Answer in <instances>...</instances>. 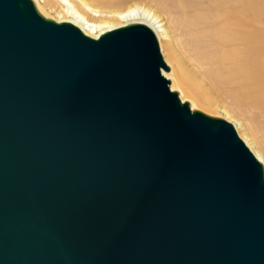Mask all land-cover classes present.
I'll list each match as a JSON object with an SVG mask.
<instances>
[{
    "label": "water",
    "instance_id": "obj_1",
    "mask_svg": "<svg viewBox=\"0 0 264 264\" xmlns=\"http://www.w3.org/2000/svg\"><path fill=\"white\" fill-rule=\"evenodd\" d=\"M160 48L0 0V264H264L263 165Z\"/></svg>",
    "mask_w": 264,
    "mask_h": 264
},
{
    "label": "bare ground",
    "instance_id": "obj_2",
    "mask_svg": "<svg viewBox=\"0 0 264 264\" xmlns=\"http://www.w3.org/2000/svg\"><path fill=\"white\" fill-rule=\"evenodd\" d=\"M31 1L44 18L71 23L95 39L132 24L149 27L163 55L165 51L175 64L164 55L169 68L163 75L172 80L171 89L180 92L183 103L190 101L193 111L222 115L209 111L217 108L216 102L191 79L207 81L240 113L237 116L231 107L232 111L220 107L226 118L237 123L240 136L264 168V0H148L155 8L131 2L118 10H103L83 0L89 15L63 0L69 16L61 11L51 16L45 0ZM177 80L208 109L187 95Z\"/></svg>",
    "mask_w": 264,
    "mask_h": 264
},
{
    "label": "rangeland",
    "instance_id": "obj_3",
    "mask_svg": "<svg viewBox=\"0 0 264 264\" xmlns=\"http://www.w3.org/2000/svg\"><path fill=\"white\" fill-rule=\"evenodd\" d=\"M46 2H45V7H46V11H50L49 13L51 14V16H56L57 14H58V12H62V13H64L65 14V16H67L68 14L67 13H65V11H64V8L65 9H67V5L68 4H66L65 3V1H61V0H45ZM70 1H72L73 3H75V7L77 8V9H79L80 11H82V13H85L86 15H89L88 13L89 12H87V10L85 9V8H83L84 7V5L82 4L83 2V0H70ZM85 2H88V3H91V4H93V5H95V6H97V7H99L100 9H103V10H118V9H120V8H124V7H127L128 5H130V4H132V3H140V4H143V5H147V6H150V7H154V5L152 4V3H150L148 0H84ZM132 2V3H131ZM42 3V2H41ZM62 3V4H61ZM66 4V5H65ZM152 4V5H151ZM42 5H43V3H42ZM60 5V6H59ZM61 6H63V7H61ZM63 8V9H62ZM155 8V7H154ZM63 10V11H62ZM67 14V15H66ZM69 16V15H68ZM160 50H161V48H160ZM163 50H164V47H163ZM161 53H162V55H163V52H162V50H161ZM164 55H165V57H166V59H167V61L169 62V63H171L172 65H174L175 66V64H174V62L172 61V60H168V58H167V55H166V53H165V51H164ZM164 55H163V57H164ZM169 81H170V84H171V82H172V80L171 79H169V78H167ZM194 79L195 78H192L191 79V82L193 83V85H195V86H198L199 87V90H200V92L201 91H203V92H201L203 95L205 94L206 96H210V97H212L213 99H214V101L216 102V106H217V108L216 109H209V111H212V112H219V113H221L222 115H219V116H213V115H210L209 113H207L206 111H203V110H199V112H202V113H204L205 115H208V116H210V117H214V118H219V119H223V120H225V121H227V122H229V123H231L234 127H235V129H236V131H237V133H238V135L240 136L241 135V133H240V130L238 129V126H237V123L234 121V120H232V119H229V118H226L225 116H224V114L221 112V110H222V108H225V109H227V108H230L231 106H230V104L227 102V101H225L223 98H221L220 97V95L218 94V92L215 90V89H213L212 88V86L207 82V81H205V80H202V79H197L196 78V80L194 81ZM200 80H202V81H200ZM178 81V80H177ZM178 84L182 87V89H183V91L184 92H186L187 93V95H189V96H191V97H193L202 107H204V108H206L201 102H200V98H199V96H197L196 95V93L195 92H193V90L192 91H189V89H186L183 85H181L180 83H179V81H178ZM179 95H180V92L179 91H176ZM190 92V93H189ZM188 103L190 104V101H188ZM223 106V107H222ZM220 107H222V108H220ZM232 108V107H231ZM231 108L229 109L230 111H232L231 110ZM206 109H208V108H206ZM233 109V108H232ZM234 111H232V112H234V114L235 115H237V116H240V113L237 111V110H235V109H233ZM240 133V134H239ZM242 136V135H241ZM240 136V138L244 141V139H243V137H241ZM246 140V139H245ZM245 142V141H244ZM247 145V144H246ZM248 146V145H247ZM249 147V146H248ZM250 149V148H249ZM253 149V148H252ZM252 151V150H251Z\"/></svg>",
    "mask_w": 264,
    "mask_h": 264
}]
</instances>
